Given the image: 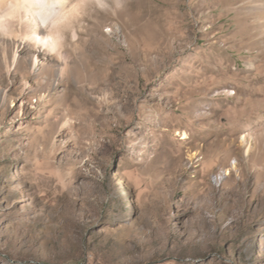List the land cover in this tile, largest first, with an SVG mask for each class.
<instances>
[{"label": "rangeland", "instance_id": "rangeland-1", "mask_svg": "<svg viewBox=\"0 0 264 264\" xmlns=\"http://www.w3.org/2000/svg\"><path fill=\"white\" fill-rule=\"evenodd\" d=\"M260 2L109 0L62 59L0 35V264H264Z\"/></svg>", "mask_w": 264, "mask_h": 264}, {"label": "bare ground", "instance_id": "bare-ground-1", "mask_svg": "<svg viewBox=\"0 0 264 264\" xmlns=\"http://www.w3.org/2000/svg\"><path fill=\"white\" fill-rule=\"evenodd\" d=\"M108 1L0 0V35L4 38L9 37L12 27L15 26L18 32L13 38L21 43H27L29 45L28 50L43 51L50 55L55 54L62 59L69 36L75 39L81 33L83 34V31L91 30L94 21L93 17H97L101 12V8L98 5L106 7ZM112 2L114 5L111 7L115 8L123 0H112ZM258 7L264 9L262 0ZM16 53L14 52L13 54V65L17 62ZM31 57L33 65L37 66L39 61L36 54L34 53ZM187 138L188 133L183 131L181 139L185 140ZM240 143L245 148L244 155L249 156L252 143L249 140L247 141L245 135L241 136ZM196 155L197 152H192L190 158L194 159Z\"/></svg>", "mask_w": 264, "mask_h": 264}]
</instances>
